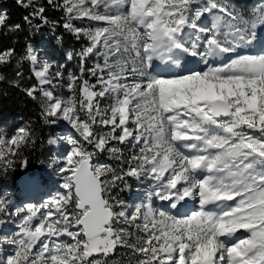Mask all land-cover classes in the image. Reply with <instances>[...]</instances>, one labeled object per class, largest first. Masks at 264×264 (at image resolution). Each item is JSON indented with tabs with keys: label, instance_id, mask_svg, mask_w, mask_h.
I'll list each match as a JSON object with an SVG mask.
<instances>
[{
	"label": "snow or ice",
	"instance_id": "1",
	"mask_svg": "<svg viewBox=\"0 0 264 264\" xmlns=\"http://www.w3.org/2000/svg\"><path fill=\"white\" fill-rule=\"evenodd\" d=\"M16 3L32 10H0V67L27 63L43 124L72 132L47 140L59 191L0 194V264H264V0ZM65 33L81 46L57 57ZM37 139L31 121L0 133V170L27 166ZM129 180L140 203L121 197Z\"/></svg>",
	"mask_w": 264,
	"mask_h": 264
},
{
	"label": "trees",
	"instance_id": "2",
	"mask_svg": "<svg viewBox=\"0 0 264 264\" xmlns=\"http://www.w3.org/2000/svg\"><path fill=\"white\" fill-rule=\"evenodd\" d=\"M25 2H27V0H25ZM38 2L46 5V0H38ZM235 2L237 5L242 4L244 9H249L257 3V0H235ZM0 10L7 11L10 17L9 23H23L22 17L28 14L32 9H24L20 7L16 3V0H0ZM47 15L50 19L55 20L59 19L62 13L58 10H52L49 8L47 9ZM60 31L62 30H59L57 34H60ZM23 35H28V33L25 32L19 37V43L16 45L18 54H23ZM48 36L47 28H45L42 33L30 38L38 47L41 44H47ZM12 39L13 37L11 34L7 39L0 34V40L4 42V46L6 47L13 46ZM51 44L55 47L56 52L57 50L60 52V56L68 49L78 50L81 46V42L76 41L67 33L64 34L63 48H61L60 45H56L54 39L51 40ZM17 70H20L23 73V77L19 79L18 85L10 83V81L18 79L15 76ZM0 73L5 76V79L0 81V132L8 133L19 126H23L29 121L33 122L34 127L38 132V139L35 147L27 149L24 152V157L27 159V166L16 162L12 169L7 171L0 170V189L3 187L2 185L10 183L17 191H19V186L15 180L17 177L21 176L23 173L35 175L36 173L43 171L45 168L44 166L48 162V157L50 156V152L47 150L49 134L54 136L59 132V127L44 125L39 115V105L37 102L27 97L23 91V89L30 87L35 83L27 63L22 64L19 69L16 68L15 63L10 66L0 67ZM124 254L125 253L123 252H117L113 255L112 259L127 260L128 257Z\"/></svg>",
	"mask_w": 264,
	"mask_h": 264
},
{
	"label": "rangeland",
	"instance_id": "3",
	"mask_svg": "<svg viewBox=\"0 0 264 264\" xmlns=\"http://www.w3.org/2000/svg\"><path fill=\"white\" fill-rule=\"evenodd\" d=\"M258 2V0H257ZM239 7H242L243 8V5H238ZM45 44H41L38 46V48H41L43 47ZM60 52L57 50L56 52V56L59 57ZM46 55V53L44 51H41V56H44ZM61 93L64 95V96H67L68 93L66 90H61ZM59 133L61 135H65V134H68V133H71L72 130L70 129L69 126L66 125V123L64 122H61L59 125ZM15 129H13V131H10V132H6V133H3V134H12L14 132ZM2 133V132H0ZM74 134V133H73ZM47 150L50 152V156L48 157L49 160L48 162L45 164V168L43 169V171H41L40 173H36L35 176H30L31 177V187L35 186V183L39 185V187L37 189H35V191L33 192V189L30 190V195L32 198L31 199H26L25 196H24V190L21 186V183L20 182H17L18 185L20 186V191H17L14 186H12L10 183L9 184H4L2 185L3 187H1L0 189V194H3L4 192H7L9 194V198L13 201V204L15 206H22L24 203L26 202H32L34 204H40L41 203V199L40 201L39 200H36V198L34 196H36V193L40 192L42 193L43 191L44 192H47L49 191V194L51 193H54L55 191H59V186L60 184L62 183V179L60 176H58L56 174V171H55V168L56 167H59L60 165H57L53 168H49L48 167V164L51 162V157L53 156L54 152H56L55 148L53 146H50L47 144ZM59 154V153H57ZM101 162H109L111 163V161H107L106 157H101L100 158ZM38 174V175H37ZM132 186H133V192H134V195L135 197H133L130 201H127L130 205H134V204H137V203H140L141 202V199H140V195L142 194L143 190H144V187L145 186H142L140 184H137L135 181L132 182ZM48 194V195H49ZM194 207V206H193ZM192 207V208H193ZM7 227H9V229H12V226L11 225H8ZM6 234H9V233H5V232H0V235H6ZM119 253L123 252V253H126L127 250L126 249H120L118 251Z\"/></svg>",
	"mask_w": 264,
	"mask_h": 264
},
{
	"label": "built area",
	"instance_id": "4",
	"mask_svg": "<svg viewBox=\"0 0 264 264\" xmlns=\"http://www.w3.org/2000/svg\"><path fill=\"white\" fill-rule=\"evenodd\" d=\"M129 183H131V180H129ZM131 196V191H128V190H125L124 192L121 193V197L124 199V198H129ZM140 199L142 200L143 199V192L142 194L140 195ZM126 200V199H125ZM127 201V200H126Z\"/></svg>",
	"mask_w": 264,
	"mask_h": 264
},
{
	"label": "bare ground",
	"instance_id": "5",
	"mask_svg": "<svg viewBox=\"0 0 264 264\" xmlns=\"http://www.w3.org/2000/svg\"><path fill=\"white\" fill-rule=\"evenodd\" d=\"M21 181L25 184L28 185L31 183V178L27 174L22 175Z\"/></svg>",
	"mask_w": 264,
	"mask_h": 264
}]
</instances>
